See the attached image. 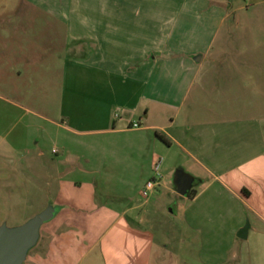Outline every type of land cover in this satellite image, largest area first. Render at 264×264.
<instances>
[{
  "label": "crops",
  "instance_id": "obj_1",
  "mask_svg": "<svg viewBox=\"0 0 264 264\" xmlns=\"http://www.w3.org/2000/svg\"><path fill=\"white\" fill-rule=\"evenodd\" d=\"M168 2L7 0L2 15L41 19L0 20L6 32L22 29L16 37L0 35V146L39 158L52 153L59 200L65 186L79 184L90 188V198L120 202L100 216L119 213L123 233H113L109 244L119 264L148 260L154 236L135 226L132 214L149 205L141 192L155 152L165 149L173 167L196 182L193 197L170 211L182 225V242L196 236L202 264H264V72L223 67L229 53L211 50L224 26L222 10L208 32L205 19L194 16L206 9L185 4L180 19L169 18L161 11L173 10ZM30 24L42 34L31 36ZM204 91L215 97L209 110L201 109ZM148 106H185L179 131L140 126ZM134 122L138 129L130 128ZM135 194L142 204L132 205ZM83 196L66 199L76 216L85 210ZM139 217L137 224L146 216ZM246 221V239H239Z\"/></svg>",
  "mask_w": 264,
  "mask_h": 264
},
{
  "label": "rangeland",
  "instance_id": "obj_2",
  "mask_svg": "<svg viewBox=\"0 0 264 264\" xmlns=\"http://www.w3.org/2000/svg\"><path fill=\"white\" fill-rule=\"evenodd\" d=\"M166 1L173 5V10L168 6V13L166 7L161 11L169 18L180 19L185 4L195 10L206 9V15L196 11L194 16L197 19H205L208 32L215 30V20H212V17L218 13V10H222L224 26L220 28L211 50L229 53L223 67L238 70L253 68L255 71L264 72V0H261L260 4H254L253 0L252 5L249 4V0H159L160 3ZM6 3L7 0H0V20H20L26 23L28 20L41 19L34 13L24 16L19 12L2 15L3 5ZM161 26L159 24L158 30H161ZM28 29L31 36L42 34L37 26L30 24ZM19 31L21 32L22 29L6 32L0 28V35L8 33L16 37ZM257 77L262 81L264 79V76L263 79L262 76ZM242 84L247 85V82L243 81ZM226 94L230 96V90H227ZM192 96L193 94L188 97V101L192 100ZM214 98L213 93L204 91L200 98L201 109L207 110L209 106L216 105ZM237 100L242 102L245 97L239 96ZM226 105L227 102L223 100L220 107L227 109ZM185 108L184 106L175 112L168 108L158 110L148 106V120L140 122V126L156 125L163 127L166 133L178 132L177 126L180 127L182 123ZM175 117H178V122L170 126V120ZM134 119L137 121L144 119L143 112L137 114ZM155 156L162 159L158 179L160 185L155 188L154 194H149L148 198H145L150 203L142 208L143 212L137 211L132 214L134 225L149 231L154 236V244L150 248L146 264H202L198 242H193L196 236H191L190 245L183 243L180 236L182 230L180 220L170 214L178 203H185L184 197L173 192V178L178 168L173 167L174 162L170 155H166L165 149L155 152ZM53 159L54 155L48 151L39 158L34 155L15 154L8 151L6 146H0V225L8 228L21 226L38 215L47 205L53 206L56 210L54 217L40 227L38 241L28 252L24 264H119V255L109 249L110 236L116 232L123 233L118 219L119 213H111V218L105 219H101L100 216L108 212L107 204L115 208L120 207V202L108 200L106 204L105 199L96 195L90 198L88 196L90 188L79 184L65 186L67 194L65 193L61 199L69 200L84 194L85 210L78 216L74 215L67 200H59L57 197L59 184L56 180ZM49 175L54 177L50 178ZM151 175L153 177V171ZM102 178L103 173L97 177V180L101 182ZM195 183L194 181L193 185ZM112 190H118V187L113 186ZM145 199L135 194L132 205H140ZM68 202L73 203L71 200ZM155 207L158 208V213ZM139 216L146 217L142 223L137 224ZM114 240L118 241L117 237ZM132 263V261L127 262V264Z\"/></svg>",
  "mask_w": 264,
  "mask_h": 264
},
{
  "label": "water",
  "instance_id": "obj_3",
  "mask_svg": "<svg viewBox=\"0 0 264 264\" xmlns=\"http://www.w3.org/2000/svg\"><path fill=\"white\" fill-rule=\"evenodd\" d=\"M198 57L195 61H198ZM194 179L182 170H177L173 178L174 190L179 196H187L193 187ZM56 210L47 205L38 215L25 224L8 228L0 225V264H24L28 252L36 245L39 238L40 227L50 221ZM248 222L240 228L237 238L246 239Z\"/></svg>",
  "mask_w": 264,
  "mask_h": 264
},
{
  "label": "built area",
  "instance_id": "obj_4",
  "mask_svg": "<svg viewBox=\"0 0 264 264\" xmlns=\"http://www.w3.org/2000/svg\"><path fill=\"white\" fill-rule=\"evenodd\" d=\"M117 116L118 114H115V117ZM130 128L138 129L139 124L137 122H134L133 124H131ZM161 163H162L161 158H158L154 161L152 165L153 177L144 184L143 190L141 192L143 198H148V195L151 194L155 190V188L159 185L158 179L160 176Z\"/></svg>",
  "mask_w": 264,
  "mask_h": 264
},
{
  "label": "trees",
  "instance_id": "obj_5",
  "mask_svg": "<svg viewBox=\"0 0 264 264\" xmlns=\"http://www.w3.org/2000/svg\"><path fill=\"white\" fill-rule=\"evenodd\" d=\"M156 135H157V137H158L161 141H163L164 143L167 144V141L165 140V138H163L162 136H160V135H158V134H156ZM193 195H194V191H191V192L189 193V197H193Z\"/></svg>",
  "mask_w": 264,
  "mask_h": 264
}]
</instances>
